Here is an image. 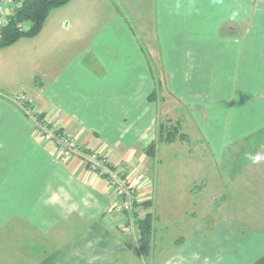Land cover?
I'll list each match as a JSON object with an SVG mask.
<instances>
[{
  "label": "crops",
  "instance_id": "0c3cea01",
  "mask_svg": "<svg viewBox=\"0 0 264 264\" xmlns=\"http://www.w3.org/2000/svg\"><path fill=\"white\" fill-rule=\"evenodd\" d=\"M70 2L52 10L35 37L0 48V73L13 71V78L0 76L10 86L0 84V264H143L137 220L148 212L155 217L151 264H264V228L247 216L264 197L239 181L242 171L231 166V176L221 170L220 180L207 181L205 158L184 148L188 174L169 190L170 182L164 187L157 179L156 157L145 152L158 138L160 114L185 112L193 92L215 89L212 81L210 91L206 81L201 89L195 72L222 85L223 58L231 68L240 56L255 61L256 45L264 52V28L262 38L247 36L238 49L236 24L244 18L227 19L225 41L223 18L217 25L219 14L233 11L231 2L81 0L83 13ZM207 29L218 32L208 36ZM20 74L26 77L16 81ZM263 102L258 116L264 117ZM195 103V123L207 125L206 104ZM23 106L39 109L120 173L138 172L133 213L117 207L108 180L80 156H64L40 138ZM220 118L212 114L214 123ZM211 147L219 163L222 150ZM176 228L167 243L166 232Z\"/></svg>",
  "mask_w": 264,
  "mask_h": 264
},
{
  "label": "rangeland",
  "instance_id": "374dc122",
  "mask_svg": "<svg viewBox=\"0 0 264 264\" xmlns=\"http://www.w3.org/2000/svg\"><path fill=\"white\" fill-rule=\"evenodd\" d=\"M229 2H231V5L229 6H232L233 11L223 12L217 16V25L220 19L223 18L222 34L224 41L226 38L230 37L229 26L232 24L229 22L227 23L226 21L229 17L236 16L239 18L243 17L245 20L244 22L239 20L238 24H236L239 29V42L236 45L238 49L243 43L244 38L247 36L262 38V30L264 28V0H223L224 5ZM69 4H72V8L78 7V12H81V0H72ZM81 13H83V11ZM252 21L257 29L255 27L254 29H247ZM213 32L217 34L218 31L217 29H207L208 36ZM256 48H259L260 51L255 54V61H248L247 58L245 59L240 56L239 60L232 64V68L229 66L226 67L228 62L223 58L224 76L221 78L222 85L220 86L217 82V78L206 75L205 72L201 70L195 72L197 74L198 72L200 73L201 89H203V82L205 83L206 81L207 86L204 89L210 91L211 87L209 86V83L211 81L213 82L215 89L212 91V100H209L212 96V93L210 92H193V95H190L192 103H189L191 104L189 110L186 108L185 112L179 111L172 116L160 114L158 124L165 119H170L173 124L179 126L180 131L188 133L191 137L190 142L177 141L172 144H167V147H163V149L161 148L160 153L158 152L155 158L157 179L164 187L167 185V182H170L169 190H171L174 186L172 181H182L188 174L184 165H189L191 162L188 159V155L184 157L183 151L185 148L187 154H200L201 158H205L202 163L203 166H205L207 181L214 182L220 180V178H216V176H219L222 171H224L223 175L225 177L231 176L228 171L231 170L232 166L235 167V170L238 168V170L242 171L238 174L239 181H249L254 184L256 188L253 190L251 189V191L257 193L256 198L264 197V117L258 116V101H264V93L262 92L264 89V52L262 51L261 45H256ZM43 52H45V50ZM232 53H234V51ZM3 72L0 73V76L13 78L12 70H5V73ZM231 74L235 76H231ZM25 75L20 74L15 78L16 81L24 79L26 77ZM0 84L4 87H10L5 81H0ZM205 93H210L211 96L206 97L204 95ZM159 94L161 95L158 91L157 95ZM257 99L258 101H255ZM196 101H202L206 104L204 109H202L204 120H210L207 125H201L200 120H202V117L200 116L198 118L200 124L198 122L195 123V118L192 113L196 108ZM216 102L217 104L214 105ZM183 109L184 108H182V110ZM186 111L188 113H186ZM214 113L221 117L216 123L212 120V114ZM188 115L190 122H188ZM202 128L205 129L207 134L211 135L212 138H216L215 143L211 142V145L222 150V155H219V158L217 156L219 163L215 160V153L212 150L210 142L204 138ZM247 131H251V133L254 131V133L245 134ZM200 138H204L205 141H198L197 139ZM181 145L183 148H181ZM177 153L178 155L174 156ZM249 155H260L261 159L257 163H252L251 160L248 159ZM196 158L198 159V156H196ZM216 165L218 167H223L218 168ZM161 174L164 179H161ZM184 191L185 190L183 189L179 190L180 196H183ZM181 202L182 199H179L175 203L179 213H182ZM240 207L243 209V206ZM252 208L253 211H250L247 216H249L251 220H254V226L264 228L263 199H256V203L252 204ZM164 227L165 225L162 220L160 228ZM168 228H170V226ZM178 229L179 228H176L171 232H166L167 243L173 239L174 234ZM150 256L143 257V264H151Z\"/></svg>",
  "mask_w": 264,
  "mask_h": 264
},
{
  "label": "built area",
  "instance_id": "2783aa9c",
  "mask_svg": "<svg viewBox=\"0 0 264 264\" xmlns=\"http://www.w3.org/2000/svg\"><path fill=\"white\" fill-rule=\"evenodd\" d=\"M23 0H0V30L7 26L15 9L22 4ZM20 26H22L20 24ZM26 27L27 25L24 24ZM20 101L25 100L24 95L18 97ZM25 102V101H24ZM24 110L33 118L35 133L48 144L56 147L64 156L78 155L87 167L98 175L105 177L112 188L117 207L122 211L133 213L139 193L135 181L138 172L122 174L111 166L105 156L97 151H90L80 146L73 136L64 133L46 117L42 119L39 109L23 106Z\"/></svg>",
  "mask_w": 264,
  "mask_h": 264
},
{
  "label": "trees",
  "instance_id": "16d2710c",
  "mask_svg": "<svg viewBox=\"0 0 264 264\" xmlns=\"http://www.w3.org/2000/svg\"><path fill=\"white\" fill-rule=\"evenodd\" d=\"M69 1L23 0L22 4L12 14L9 24L0 30V47L12 45L23 37L38 35L42 31L51 11L67 4ZM24 24L27 26L25 27ZM43 117H45L43 114L39 116L40 119ZM177 141L190 142L191 137L188 133L180 131L179 126L173 124L170 119H165L159 123L158 138L146 146L145 152L150 157L155 158L160 143L172 144ZM200 142H204V140ZM154 219V214L148 212L143 218L137 220L139 228V252L143 257L151 255L155 228Z\"/></svg>",
  "mask_w": 264,
  "mask_h": 264
},
{
  "label": "clouds",
  "instance_id": "9594fccd",
  "mask_svg": "<svg viewBox=\"0 0 264 264\" xmlns=\"http://www.w3.org/2000/svg\"><path fill=\"white\" fill-rule=\"evenodd\" d=\"M248 159L251 160L252 163H257L261 159V156L260 155H256V156L249 155Z\"/></svg>",
  "mask_w": 264,
  "mask_h": 264
}]
</instances>
